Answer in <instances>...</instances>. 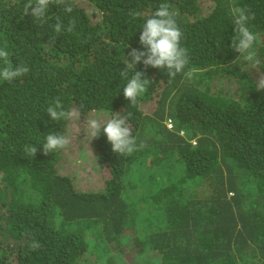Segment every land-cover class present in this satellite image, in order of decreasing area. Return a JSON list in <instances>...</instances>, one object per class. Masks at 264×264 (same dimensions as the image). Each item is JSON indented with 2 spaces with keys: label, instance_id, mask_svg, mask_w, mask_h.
<instances>
[{
  "label": "trees",
  "instance_id": "obj_1",
  "mask_svg": "<svg viewBox=\"0 0 264 264\" xmlns=\"http://www.w3.org/2000/svg\"><path fill=\"white\" fill-rule=\"evenodd\" d=\"M26 2L0 0V47L29 67L0 80V264H264V0H68L71 13L52 4L42 24L22 15ZM163 2L193 74L169 80L137 63L151 82L133 105L119 72L133 48L145 51L142 26ZM235 7L253 17L252 62L231 47ZM56 16L65 27L74 18L73 32L57 35ZM57 97L80 117L128 115L145 145L120 156L102 130L91 135L108 171L100 191L58 172L62 150L42 152L49 132L66 131L46 114Z\"/></svg>",
  "mask_w": 264,
  "mask_h": 264
},
{
  "label": "clouds",
  "instance_id": "obj_2",
  "mask_svg": "<svg viewBox=\"0 0 264 264\" xmlns=\"http://www.w3.org/2000/svg\"><path fill=\"white\" fill-rule=\"evenodd\" d=\"M52 4L63 6V12L65 13H71L72 11L68 0H27L23 6L22 15H31L34 21L41 24L45 23L49 6ZM232 14L236 35L232 38L231 47L239 53L238 58L252 62L255 59L253 45L257 40V36L250 30L248 24L253 17L244 8L240 7H235ZM140 15L139 11L130 12V16L133 18ZM176 15L177 13L171 10L167 2L160 3L156 11L145 20L142 26L139 43L145 51L133 48L127 55L128 59L124 63V68L120 69L119 75L127 79V83L123 88V96L133 105L147 91V87L151 82V80L143 78V71H134L137 63L142 62L145 68L150 66L166 70L169 80L174 79L181 73L188 77L193 74L191 70L185 73L189 56L188 50L181 44L183 33L177 24ZM75 26L76 20L74 18H70L65 27L60 16H56L53 30L57 35L62 32L71 33ZM55 38V36L52 37L53 42ZM10 55L6 47H0V80L8 84L13 83L14 80L29 72V67L23 63L13 65ZM129 72L132 73L130 79L128 78ZM261 89H264V78L257 82V90ZM46 114L53 121H78L81 116L78 107L65 110L59 97L48 105ZM87 126L92 138L97 137L102 130L107 141L111 144L112 151L120 156L131 155L145 147L143 143L137 144L128 115L115 113L103 125L96 119H90L87 121ZM191 142L194 144L193 141ZM68 144L69 139L64 135L58 134V132H49L45 137V142L41 145L42 152L47 155L50 152L66 148ZM24 152L33 158L37 152V147L36 145H25ZM29 247L35 251L40 249L42 245L33 239L29 243Z\"/></svg>",
  "mask_w": 264,
  "mask_h": 264
},
{
  "label": "rangeland",
  "instance_id": "obj_3",
  "mask_svg": "<svg viewBox=\"0 0 264 264\" xmlns=\"http://www.w3.org/2000/svg\"><path fill=\"white\" fill-rule=\"evenodd\" d=\"M236 85L230 81L227 85L232 90ZM216 88L215 85H213ZM153 109L152 104L144 105V111L149 113ZM105 111L91 112L87 116L80 117L78 121L68 120L64 136L69 139V144L62 149L61 160L58 166L60 174H68L74 180L77 188L87 192H97L104 186V181L108 171L94 159L92 150L91 132L87 126V121L96 119L101 124L107 119ZM166 126L171 129L172 122L166 120Z\"/></svg>",
  "mask_w": 264,
  "mask_h": 264
}]
</instances>
